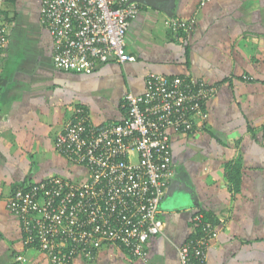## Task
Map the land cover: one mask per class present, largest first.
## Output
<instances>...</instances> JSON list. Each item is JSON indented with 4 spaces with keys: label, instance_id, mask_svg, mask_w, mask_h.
<instances>
[{
    "label": "crops",
    "instance_id": "1",
    "mask_svg": "<svg viewBox=\"0 0 264 264\" xmlns=\"http://www.w3.org/2000/svg\"><path fill=\"white\" fill-rule=\"evenodd\" d=\"M200 2L142 0L126 33L135 61H111L91 75L54 68L52 40L39 22L41 0L0 4L7 27L0 54V264H50L23 246L8 197L23 183L53 175L86 182L87 170L56 152L57 133L78 106L93 124L121 122L124 97L143 94L151 73L217 88L191 133L170 132L173 175L160 204L163 234L148 242L144 262L108 246L93 261L74 264H179L197 212L218 230L204 264H264V0ZM171 19L192 21V30L174 36ZM232 177L240 179L238 192Z\"/></svg>",
    "mask_w": 264,
    "mask_h": 264
},
{
    "label": "built area",
    "instance_id": "2",
    "mask_svg": "<svg viewBox=\"0 0 264 264\" xmlns=\"http://www.w3.org/2000/svg\"><path fill=\"white\" fill-rule=\"evenodd\" d=\"M138 12L132 0H41L39 22L52 40L54 68L91 75L111 61L134 62L126 33ZM169 24L176 37L192 30V21ZM6 45L7 27L0 22V54ZM216 90L201 79L151 73L143 94L124 97L121 122L96 125L75 108L54 147L89 178L75 183L49 176L13 191L6 209L19 222L23 246L51 264L90 262L108 246L146 261L148 242L163 234L160 204L173 175L170 132L191 133ZM192 222L200 235L180 245L179 264H204L218 235L203 215L196 213Z\"/></svg>",
    "mask_w": 264,
    "mask_h": 264
},
{
    "label": "trees",
    "instance_id": "3",
    "mask_svg": "<svg viewBox=\"0 0 264 264\" xmlns=\"http://www.w3.org/2000/svg\"><path fill=\"white\" fill-rule=\"evenodd\" d=\"M95 72V71H94ZM93 72V73H94ZM92 73V74H93ZM74 74V73H73ZM78 107H82V106H78ZM77 108V107H76ZM83 108V107H82ZM231 174V173H230ZM229 173H228V177H231V175H230ZM233 175V174H232ZM235 176V175H234ZM237 177L239 178L240 177V175L238 174L237 175ZM230 182H231V186H232V189H233V191H236V192H238V189H239V185H240V179H235V178H230ZM31 184V183H30ZM28 184H21V185H19L18 187H21V186H27ZM17 188V187H16ZM15 188V189H16ZM14 189V190H15ZM13 190V191H14ZM13 193V192H12ZM197 214H201L200 212H197ZM206 218V217H205ZM196 231V232H195ZM194 233H195V235L193 234L192 236H191V238H193V237H195V236H198V235H200V229H195L194 228ZM48 260V259H47ZM49 261V260H48ZM50 263V262H49ZM51 264V263H50Z\"/></svg>",
    "mask_w": 264,
    "mask_h": 264
},
{
    "label": "water",
    "instance_id": "4",
    "mask_svg": "<svg viewBox=\"0 0 264 264\" xmlns=\"http://www.w3.org/2000/svg\"><path fill=\"white\" fill-rule=\"evenodd\" d=\"M132 1H135V2H138V3L142 2V0H132Z\"/></svg>",
    "mask_w": 264,
    "mask_h": 264
},
{
    "label": "rangeland",
    "instance_id": "5",
    "mask_svg": "<svg viewBox=\"0 0 264 264\" xmlns=\"http://www.w3.org/2000/svg\"><path fill=\"white\" fill-rule=\"evenodd\" d=\"M55 148V147H54ZM57 152V151H56ZM58 153V152H57ZM59 154V153H58ZM61 156V155H60ZM63 157V156H62ZM64 158V157H63ZM79 168H83V167H79ZM54 176V175H53ZM60 177V176H59ZM15 261H16V258H15Z\"/></svg>",
    "mask_w": 264,
    "mask_h": 264
}]
</instances>
